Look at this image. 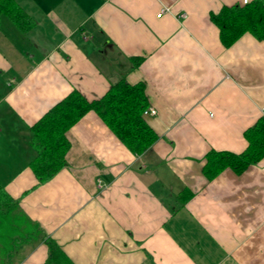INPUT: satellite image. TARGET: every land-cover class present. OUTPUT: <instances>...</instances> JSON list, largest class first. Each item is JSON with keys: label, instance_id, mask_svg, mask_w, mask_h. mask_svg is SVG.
<instances>
[{"label": "crops", "instance_id": "0c3cea01", "mask_svg": "<svg viewBox=\"0 0 264 264\" xmlns=\"http://www.w3.org/2000/svg\"><path fill=\"white\" fill-rule=\"evenodd\" d=\"M15 2L32 24L0 16V185L40 234L0 264H47L49 238L73 264H264V156L202 172L264 116V39L225 46L210 20L243 0ZM120 79L144 84L157 139L135 154L90 110L65 133L66 165L38 180L31 126L72 90L91 101Z\"/></svg>", "mask_w": 264, "mask_h": 264}, {"label": "trees", "instance_id": "16d2710c", "mask_svg": "<svg viewBox=\"0 0 264 264\" xmlns=\"http://www.w3.org/2000/svg\"><path fill=\"white\" fill-rule=\"evenodd\" d=\"M5 14L22 31L30 28L32 20L15 0H0V16ZM210 20L218 27L223 45L229 46L246 31L264 39V0H248L243 4L224 5ZM148 107L144 84H131L120 79L98 99L87 100L72 90L54 104L31 126L30 143L36 151L31 165L40 181L49 179L66 165L69 147L67 129L86 112L95 111L121 142L133 153L141 154L157 139V134L143 118ZM247 146L240 153L209 150L204 156L202 172L208 179L223 168L242 172L264 156V116L243 133ZM40 234L36 223L28 220L17 203L0 185V252L8 253L20 239L36 238ZM49 249L47 264H73L52 240L46 239Z\"/></svg>", "mask_w": 264, "mask_h": 264}, {"label": "built area", "instance_id": "2783aa9c", "mask_svg": "<svg viewBox=\"0 0 264 264\" xmlns=\"http://www.w3.org/2000/svg\"><path fill=\"white\" fill-rule=\"evenodd\" d=\"M248 0H243L244 3H246ZM168 7L161 8L160 12L157 14V16H160L162 12L168 11ZM156 111L154 108L149 107L144 110L143 114H155Z\"/></svg>", "mask_w": 264, "mask_h": 264}]
</instances>
